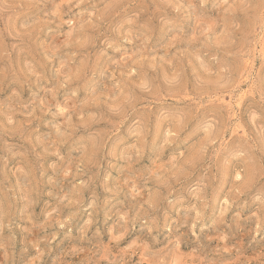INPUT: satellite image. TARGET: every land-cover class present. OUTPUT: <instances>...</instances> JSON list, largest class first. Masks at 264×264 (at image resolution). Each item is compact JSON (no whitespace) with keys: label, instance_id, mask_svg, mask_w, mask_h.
Masks as SVG:
<instances>
[{"label":"rangeland","instance_id":"rangeland-1","mask_svg":"<svg viewBox=\"0 0 264 264\" xmlns=\"http://www.w3.org/2000/svg\"><path fill=\"white\" fill-rule=\"evenodd\" d=\"M0 264H264V0H0Z\"/></svg>","mask_w":264,"mask_h":264}]
</instances>
